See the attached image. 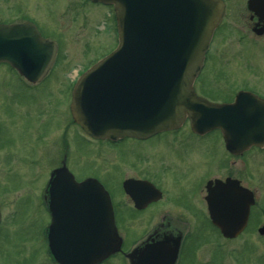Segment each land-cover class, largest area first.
I'll return each instance as SVG.
<instances>
[{"label": "flooded vegetation", "instance_id": "af4514ba", "mask_svg": "<svg viewBox=\"0 0 264 264\" xmlns=\"http://www.w3.org/2000/svg\"><path fill=\"white\" fill-rule=\"evenodd\" d=\"M219 2L220 18L194 90L216 103H230L240 91L264 100V0ZM9 18L0 22H32L55 49L53 62L35 80L0 62V76L9 79L0 99V166L16 161H11L12 153H18L20 144L23 154L16 155L19 160L48 169L40 181L34 180L46 215L41 226L44 247L48 244L51 199L54 212L63 215L61 224L70 223L72 231L77 221L87 226L101 222L98 215L92 217V210L107 214L110 202L121 244L109 257L123 264L197 261L189 255L199 242L197 233L204 228V221L227 241L249 230L257 233L264 226V207L259 204L264 191V140L230 150L220 128L195 131L188 118L177 128L143 137L93 138L76 124L70 110L76 79L91 62L65 78L62 72L67 69L60 63L65 59L61 58L63 38L48 36L42 24L30 17ZM223 41L229 47H211ZM222 51L227 58L222 59ZM240 57L243 61L239 66L244 65L246 73L234 68ZM93 180L106 192L98 193L96 207L91 200ZM86 181L90 182L88 188L82 186ZM209 190L218 214H234L237 195L239 204L249 203L245 224L237 236L224 238L212 224L206 201ZM248 198L250 202H246ZM69 213L73 214L67 221L65 214ZM3 215L1 203L0 236ZM126 216L133 223L134 233L127 230ZM47 257L54 261L49 253Z\"/></svg>", "mask_w": 264, "mask_h": 264}, {"label": "water", "instance_id": "95a60500", "mask_svg": "<svg viewBox=\"0 0 264 264\" xmlns=\"http://www.w3.org/2000/svg\"><path fill=\"white\" fill-rule=\"evenodd\" d=\"M91 1L113 6L118 44L74 86L71 110L87 133L97 138L143 137L177 127L188 116L197 131L222 129L230 150L264 140V101L239 93L232 104L211 103L192 86L220 16L218 0ZM54 54L53 43L41 38L32 23L0 24V61L28 79L40 77ZM91 183L95 202L101 190ZM235 198V213L222 215L211 190L207 197L212 222L225 237L236 236L245 224L249 203L241 205ZM50 210L49 250L59 264H97L119 249L109 210L98 213L101 230L77 221L74 231L68 222L61 224L63 215L54 212L53 200ZM259 233L264 234V226Z\"/></svg>", "mask_w": 264, "mask_h": 264}, {"label": "rangeland", "instance_id": "374dc122", "mask_svg": "<svg viewBox=\"0 0 264 264\" xmlns=\"http://www.w3.org/2000/svg\"><path fill=\"white\" fill-rule=\"evenodd\" d=\"M14 16L35 19L42 24L45 34L63 38L64 51L61 58L65 59L60 63L67 69L62 72L65 78L107 54L116 45V28L111 7L83 0H0V21ZM216 46L227 48L229 44L223 41L218 45L216 42L211 47ZM222 53V59L227 58L228 54ZM241 61L242 57L236 62L238 67L234 65V68L246 73L248 70L245 72V66H239ZM8 85L9 79L0 76V99ZM22 151L19 144L18 153H12L11 161H16L11 166H0V204L2 203L4 214L0 236V264H55L48 259L44 247L41 226L46 221V215L40 206L34 184V180L40 181L48 169L45 171L42 165L23 163L16 156L22 155ZM4 175L8 177L3 179ZM3 193H7L6 196ZM259 204L264 207V191ZM129 218L125 217L126 222ZM203 224L204 228L197 233L199 242L189 255V259L197 261L189 264H264V236H259L255 230H249L239 238L227 241L218 236L207 222L204 221ZM132 225L129 219V232L135 231ZM103 264L123 263L111 257Z\"/></svg>", "mask_w": 264, "mask_h": 264}]
</instances>
